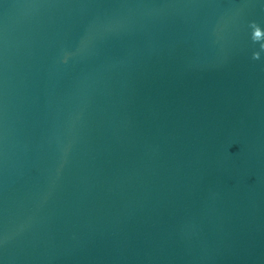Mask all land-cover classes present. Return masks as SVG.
Masks as SVG:
<instances>
[{
	"label": "water",
	"instance_id": "obj_1",
	"mask_svg": "<svg viewBox=\"0 0 264 264\" xmlns=\"http://www.w3.org/2000/svg\"><path fill=\"white\" fill-rule=\"evenodd\" d=\"M0 264H264V0H0Z\"/></svg>",
	"mask_w": 264,
	"mask_h": 264
}]
</instances>
